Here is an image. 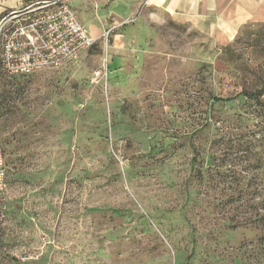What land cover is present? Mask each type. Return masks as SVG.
Instances as JSON below:
<instances>
[{
    "label": "rangeland",
    "instance_id": "374dc122",
    "mask_svg": "<svg viewBox=\"0 0 264 264\" xmlns=\"http://www.w3.org/2000/svg\"><path fill=\"white\" fill-rule=\"evenodd\" d=\"M145 11L64 67L0 61V264H264V25Z\"/></svg>",
    "mask_w": 264,
    "mask_h": 264
},
{
    "label": "built area",
    "instance_id": "2783aa9c",
    "mask_svg": "<svg viewBox=\"0 0 264 264\" xmlns=\"http://www.w3.org/2000/svg\"><path fill=\"white\" fill-rule=\"evenodd\" d=\"M95 44L68 0H31L6 11L0 19V61L8 76H30L44 68L64 67ZM2 166L0 149V191Z\"/></svg>",
    "mask_w": 264,
    "mask_h": 264
},
{
    "label": "crops",
    "instance_id": "0c3cea01",
    "mask_svg": "<svg viewBox=\"0 0 264 264\" xmlns=\"http://www.w3.org/2000/svg\"><path fill=\"white\" fill-rule=\"evenodd\" d=\"M28 1L31 0H0V17ZM68 3L95 39L106 26L114 24L112 20L135 17L141 9H146L144 15L152 19L169 18L206 29L220 42L233 39L246 26L264 25V0H68Z\"/></svg>",
    "mask_w": 264,
    "mask_h": 264
},
{
    "label": "trees",
    "instance_id": "16d2710c",
    "mask_svg": "<svg viewBox=\"0 0 264 264\" xmlns=\"http://www.w3.org/2000/svg\"><path fill=\"white\" fill-rule=\"evenodd\" d=\"M244 96H246L247 98L255 101L258 103V105H260L261 107L264 108V82L262 83V87L259 89V91L255 92V93H243ZM218 101H230L229 99H217Z\"/></svg>",
    "mask_w": 264,
    "mask_h": 264
}]
</instances>
